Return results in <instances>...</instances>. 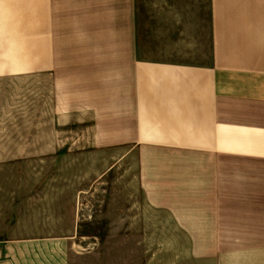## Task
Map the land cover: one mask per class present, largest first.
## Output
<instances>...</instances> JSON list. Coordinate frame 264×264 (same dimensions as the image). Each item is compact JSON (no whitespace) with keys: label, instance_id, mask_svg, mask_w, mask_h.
Masks as SVG:
<instances>
[{"label":"crops","instance_id":"obj_1","mask_svg":"<svg viewBox=\"0 0 264 264\" xmlns=\"http://www.w3.org/2000/svg\"><path fill=\"white\" fill-rule=\"evenodd\" d=\"M29 80L36 137L135 158L158 240L264 264V0H0V83ZM67 164L14 203L0 264H68L94 166Z\"/></svg>","mask_w":264,"mask_h":264},{"label":"rangeland","instance_id":"obj_2","mask_svg":"<svg viewBox=\"0 0 264 264\" xmlns=\"http://www.w3.org/2000/svg\"><path fill=\"white\" fill-rule=\"evenodd\" d=\"M36 112L30 80L0 83V229L18 215L14 203L21 196L39 194L45 184L59 183L53 179L60 171L61 181L69 186L79 168L67 163L92 161L94 183L88 185L92 192L79 205L68 264L192 263L185 254L186 241L165 239L170 236L164 233L168 225L161 227L162 240L154 236L151 214L140 206L135 158L117 163L115 150H73L74 136L66 129H59L54 139L38 138ZM55 163L66 164L50 170L39 165ZM45 171L48 180L43 179ZM84 185L86 189L87 182ZM127 211L128 224L122 221Z\"/></svg>","mask_w":264,"mask_h":264}]
</instances>
